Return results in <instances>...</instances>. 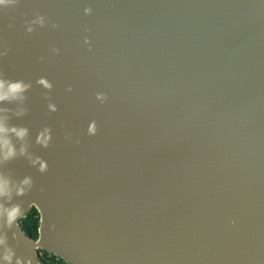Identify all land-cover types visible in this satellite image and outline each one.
<instances>
[{"label": "water", "instance_id": "water-1", "mask_svg": "<svg viewBox=\"0 0 264 264\" xmlns=\"http://www.w3.org/2000/svg\"><path fill=\"white\" fill-rule=\"evenodd\" d=\"M0 80V260L264 264V0H14Z\"/></svg>", "mask_w": 264, "mask_h": 264}, {"label": "clouds", "instance_id": "clouds-1", "mask_svg": "<svg viewBox=\"0 0 264 264\" xmlns=\"http://www.w3.org/2000/svg\"><path fill=\"white\" fill-rule=\"evenodd\" d=\"M14 4V0H0V9H7L12 7ZM86 14L91 13L90 8L85 9ZM31 31V29H29ZM43 83V81H41ZM51 87V85H48ZM28 85L21 82H12L9 83L4 80H0V103L6 101H12L17 99H23L24 93L27 91ZM71 90V89H70ZM100 99L106 100V96H101ZM97 133L95 124H93L90 128V134L95 135ZM28 135V130L25 128H18L15 126L10 127L7 123V117L3 114V110H0V163L6 162L16 155L15 145L12 143V136H15L18 140H24V138ZM23 152V149H21ZM25 184H28L29 181L25 180ZM10 182L7 178L0 176V198H6L10 195ZM18 208L12 209H0V214H2L6 218V223L10 227L13 222L17 220L18 216ZM5 239L0 236V246L5 245ZM11 255L5 254L0 260V264H5L11 262ZM17 264H20L17 261Z\"/></svg>", "mask_w": 264, "mask_h": 264}, {"label": "trees", "instance_id": "trees-1", "mask_svg": "<svg viewBox=\"0 0 264 264\" xmlns=\"http://www.w3.org/2000/svg\"><path fill=\"white\" fill-rule=\"evenodd\" d=\"M20 224L22 225L26 234L33 240H37L39 237V228H40V213L39 211L33 207L26 217L20 220ZM40 260L44 264H68L63 259L58 258L55 255H51L44 250L38 251Z\"/></svg>", "mask_w": 264, "mask_h": 264}]
</instances>
